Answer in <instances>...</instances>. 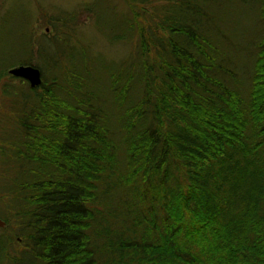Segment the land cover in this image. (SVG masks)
<instances>
[{"label":"trees","instance_id":"obj_1","mask_svg":"<svg viewBox=\"0 0 264 264\" xmlns=\"http://www.w3.org/2000/svg\"><path fill=\"white\" fill-rule=\"evenodd\" d=\"M22 2L0 47V264H264V0L252 39L239 0L84 3L117 58L76 10Z\"/></svg>","mask_w":264,"mask_h":264},{"label":"rangeland","instance_id":"obj_2","mask_svg":"<svg viewBox=\"0 0 264 264\" xmlns=\"http://www.w3.org/2000/svg\"><path fill=\"white\" fill-rule=\"evenodd\" d=\"M22 1L23 0H20V3H23ZM89 1L91 0H38V6L45 4L46 8H48L51 5L50 10H48L49 15L54 12L52 11V6H56L55 10L58 8L69 12L76 10L78 12L77 22L80 23V27L85 36L90 38L94 52H102L109 58H117L126 53L127 48L125 46L118 44L111 45V43H108V41H106L94 29L91 23L92 18L90 13L83 8V4ZM113 1L116 2L117 0ZM0 2H2V0H0ZM13 2L14 0H3L2 5L0 3V47H7V50H12L13 47L16 48V46H18L21 42V32H23V28H20L18 25V17H16L17 11L12 8ZM237 6L238 8L236 13L238 14L237 21L239 22V28H244L245 34L252 39L261 26L256 4L254 0H239ZM41 14H44L43 18L40 17ZM48 14L43 11L38 14L37 18L34 20L33 27L38 34H42L44 32L51 34L52 30L49 29L50 24L48 26L42 23L43 20L48 18ZM18 56L19 55L13 51L11 55H8V58H6L7 60H13L18 58ZM3 203L4 202H0V210L3 209Z\"/></svg>","mask_w":264,"mask_h":264},{"label":"water","instance_id":"obj_3","mask_svg":"<svg viewBox=\"0 0 264 264\" xmlns=\"http://www.w3.org/2000/svg\"><path fill=\"white\" fill-rule=\"evenodd\" d=\"M9 74L27 80L30 86L41 83L40 70L34 65H15L8 70ZM0 226H5V222L0 219Z\"/></svg>","mask_w":264,"mask_h":264}]
</instances>
